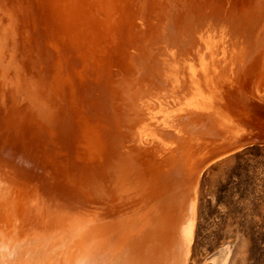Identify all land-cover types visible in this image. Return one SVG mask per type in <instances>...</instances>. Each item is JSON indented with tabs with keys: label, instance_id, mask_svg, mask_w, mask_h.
Masks as SVG:
<instances>
[{
	"label": "rangeland",
	"instance_id": "obj_1",
	"mask_svg": "<svg viewBox=\"0 0 264 264\" xmlns=\"http://www.w3.org/2000/svg\"><path fill=\"white\" fill-rule=\"evenodd\" d=\"M0 264H264V0H0Z\"/></svg>",
	"mask_w": 264,
	"mask_h": 264
},
{
	"label": "bare ground",
	"instance_id": "obj_2",
	"mask_svg": "<svg viewBox=\"0 0 264 264\" xmlns=\"http://www.w3.org/2000/svg\"><path fill=\"white\" fill-rule=\"evenodd\" d=\"M191 231H192V222L189 221L188 227H187V230H186L188 241L190 240V237H191Z\"/></svg>",
	"mask_w": 264,
	"mask_h": 264
},
{
	"label": "trees",
	"instance_id": "obj_3",
	"mask_svg": "<svg viewBox=\"0 0 264 264\" xmlns=\"http://www.w3.org/2000/svg\"><path fill=\"white\" fill-rule=\"evenodd\" d=\"M249 149V148H248Z\"/></svg>",
	"mask_w": 264,
	"mask_h": 264
}]
</instances>
